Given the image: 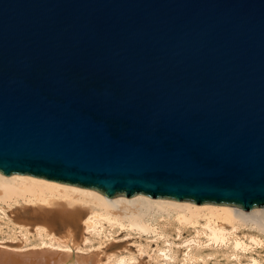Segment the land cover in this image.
Instances as JSON below:
<instances>
[{
  "label": "water",
  "instance_id": "water-1",
  "mask_svg": "<svg viewBox=\"0 0 264 264\" xmlns=\"http://www.w3.org/2000/svg\"><path fill=\"white\" fill-rule=\"evenodd\" d=\"M0 173L264 208V0H0Z\"/></svg>",
  "mask_w": 264,
  "mask_h": 264
},
{
  "label": "bare ground",
  "instance_id": "bare-ground-1",
  "mask_svg": "<svg viewBox=\"0 0 264 264\" xmlns=\"http://www.w3.org/2000/svg\"><path fill=\"white\" fill-rule=\"evenodd\" d=\"M19 203L22 204L16 217L19 222L10 220L0 208V219L4 220L5 225L10 220L9 229L22 232L24 239L17 246L0 239V264H135L138 257L123 254L111 253L105 257L104 263L95 253L81 254L90 244L84 234L99 236L103 233V223L109 228L117 225L139 234L157 236H161L156 229L162 223L160 220H172L177 228L200 226L194 232L195 237L181 242L185 249L181 259L183 264L192 261V248L198 250L202 246L200 236H203L207 247L228 246L227 250L230 249L234 256H245V252L249 251L245 264H258L249 248L252 243V246H257V240L249 238L252 240L249 245L234 236L233 230L228 232L226 227L228 225L234 230L247 227L264 235V208L244 211L233 205L196 204L143 194L108 198L94 189L31 175L6 176L0 173V205ZM31 230L35 233L32 237ZM163 243L161 248L154 251V263L160 259L156 264H174L175 256L170 243ZM138 253L140 258L145 251L141 249Z\"/></svg>",
  "mask_w": 264,
  "mask_h": 264
},
{
  "label": "rangeland",
  "instance_id": "rangeland-1",
  "mask_svg": "<svg viewBox=\"0 0 264 264\" xmlns=\"http://www.w3.org/2000/svg\"><path fill=\"white\" fill-rule=\"evenodd\" d=\"M19 204L0 205V208L5 216L10 217V220L13 219L14 222H19V220L16 218L18 217L17 212L19 211L20 206L22 205L21 203ZM21 211L22 210H20V212ZM10 220L8 224L5 225L4 220L2 221L0 219V239L2 238L3 242H5L6 244L17 246L24 240L23 233L18 232V230L11 231L9 229V226H11ZM160 221L162 223H160L159 227H157L156 229L157 232H161V236L146 233L139 234L135 231L128 230L126 227L122 228L117 225L109 228L107 224L103 223V233H101L99 236H87L86 234H84L85 237H88L90 239H88V242H90V244L88 245L87 243L88 249L85 248L86 250H83L85 252L79 253H95L98 255L99 258L101 257L103 261H101V263H104L106 259L105 257L109 256V254L111 253H114V255L123 254L124 256L126 255L130 257H138V260L135 264H153L155 262V258L153 259L154 251L158 248H161V246L164 244L163 242L166 241L168 244L170 243L172 252L175 256L173 263L183 264L181 259H183L185 249L184 246L181 245V242L183 240L195 237L194 232L199 229L200 226L196 225V228H193L192 226H184L181 228H177V225L172 220ZM200 223H202V221H200ZM226 228L228 232H231L233 230L232 232L234 233V236L241 238V240H244L246 243H249V245L250 243H252V240H249V238L257 240V246L256 244L252 246L253 243L248 246L252 251L251 255L256 258V260H258V264H264V235L247 227H240L234 230L229 228L227 225ZM33 234L35 233L31 230L30 237H32ZM104 234L105 236H103ZM106 235L108 236L106 237ZM199 238L202 241L201 243H203L202 246L198 250L192 248L193 250L191 249V252L193 259L192 261H188L184 264H245L246 262H248L247 258L250 253L249 251L245 252V256H234L230 253V249L227 250L228 246L225 247L218 245L207 247L206 243L204 242L203 236H200ZM138 249H142V251H145V253L141 255L140 258V255L138 253L140 250ZM98 253L101 254L99 255ZM149 255L150 257H152L150 258ZM159 260L160 259H156V263Z\"/></svg>",
  "mask_w": 264,
  "mask_h": 264
}]
</instances>
